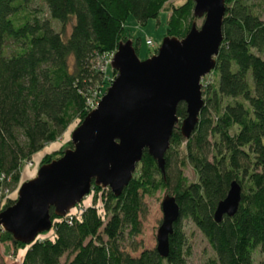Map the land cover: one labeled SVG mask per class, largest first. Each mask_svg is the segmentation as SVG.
<instances>
[{"label":"trees","instance_id":"trees-1","mask_svg":"<svg viewBox=\"0 0 264 264\" xmlns=\"http://www.w3.org/2000/svg\"><path fill=\"white\" fill-rule=\"evenodd\" d=\"M26 1L30 0H0L3 194L10 184L20 182L21 167L34 153L57 140L74 119L79 124L99 101L108 85L101 87L106 76L97 61L120 41L133 39L125 26L128 15L144 24L165 8L169 11L165 35L178 38L197 20L194 0L178 4L172 0H42L49 18L35 15L20 21L13 15ZM225 4L223 40L208 73L215 77L203 84L204 105L188 137L179 128L186 105L177 104L179 122L169 138L164 173L143 149L119 195L92 183L95 192L103 190L99 208L80 201L82 210L75 205L76 211L71 207L59 216L51 207L52 226L30 243L13 240L0 226V242L11 241L14 253L24 250L20 264H187L183 218L200 229L213 248L215 254L206 264H255V251L264 252V18L246 0H225ZM71 18L74 23L66 35L63 28ZM52 20L61 22L62 28L56 30ZM10 39L17 47L7 54L4 45ZM133 43L138 52V41ZM71 146L68 141L53 154L43 155L40 164ZM186 164L195 171V180L183 172ZM233 180L241 187L240 203L232 216L224 214L217 221L214 210ZM157 189L168 190L180 205L168 237L169 251L163 257L154 247H145L133 254L138 248L133 238L142 230L143 194L152 195ZM14 200L7 198L0 210ZM127 242L132 243L130 251ZM259 264H264V258Z\"/></svg>","mask_w":264,"mask_h":264},{"label":"water","instance_id":"water-1","mask_svg":"<svg viewBox=\"0 0 264 264\" xmlns=\"http://www.w3.org/2000/svg\"><path fill=\"white\" fill-rule=\"evenodd\" d=\"M194 20L183 37L164 35L156 51L140 58L130 38L120 41L110 60L115 77L99 101L77 124L71 147L43 162L32 179L23 181L15 202L0 210V226L13 240L30 243L52 226L50 211L64 216L91 190L92 183L119 195L133 176L143 149L164 173V155L173 127L179 122L177 104L186 105L179 122L183 137L195 129L203 107L201 79L214 68L223 40L225 0H194ZM220 199L214 217L232 216L241 198L233 180ZM162 220L156 233L161 256L169 251V234L180 213L173 194L161 202Z\"/></svg>","mask_w":264,"mask_h":264},{"label":"rangeland","instance_id":"rangeland-1","mask_svg":"<svg viewBox=\"0 0 264 264\" xmlns=\"http://www.w3.org/2000/svg\"><path fill=\"white\" fill-rule=\"evenodd\" d=\"M184 0H172L174 4L181 3ZM247 3L251 4L252 9L255 12H258L264 18V0H246ZM166 6V5H165ZM169 11L165 8H162L156 18L150 17L147 19L146 23L141 24L133 15H128L126 17L125 26L126 29L132 34L131 40L138 41V55L140 58H146L147 55L154 53V49L158 47L161 39L166 33V26L168 20ZM39 16L40 18H49L50 14L47 11V7L45 2L42 0H30L24 2L18 10L15 12L13 16H15L20 21L24 20L25 17L29 16L30 19ZM203 20V17H197L196 24L199 26ZM73 18L69 20V22L64 26L63 30L66 35L69 34V31L72 27ZM54 27L56 30L62 28V23L52 20ZM150 39L153 42V45H149L146 43V40ZM5 51L7 54L15 51L17 47L13 41L6 40L5 42ZM111 58L108 54L103 55L101 59L99 58L97 61V65L101 68L103 72H105L106 76V84L104 83L101 87L104 89L107 85L111 83L109 81L115 74L112 73V67L110 64ZM116 73V72H115ZM215 76L205 74L201 79L203 84H207L209 81L213 80ZM108 82V84H107ZM110 82V83H109ZM107 89V88H106ZM105 89V90H106ZM98 91V89H97ZM100 92V91H99ZM98 92V93H99ZM105 92V91H104ZM94 95V94H93ZM78 124L77 119H74L73 122L63 131V134L57 138V140L52 141L41 151L36 152L32 155L30 160H27L22 165V170L20 174V182L18 184H10L8 186V190L6 193H0V208L6 203L7 198L16 199L18 188L23 181L32 179L31 177L35 176L39 166L41 165V160L43 155L49 153L53 154V152L62 148L64 143L68 141L71 142V134L73 128ZM183 172L187 175L189 180L196 179V173L193 171L190 164H186ZM103 190H99L95 192L93 188L85 195L82 199V205L88 206V204H94L98 208L101 205V201L103 200ZM169 192L164 189H157L152 195L143 194V202L145 206V211L140 215L141 218V232L134 236L133 240L137 242L138 248L136 251H132V253H139L140 250L147 248H155L157 239L156 233L158 230V226L162 220V206L161 202L165 197V193ZM170 193V192H169ZM81 205V206H82ZM71 210L76 211L73 207ZM182 227H184L186 245L189 249V254L186 256L187 264H206L208 258L214 256V250L210 247L207 238L203 235V233L198 229L189 219H182ZM48 235L51 234V230L47 232ZM126 248L131 250L130 247L132 243L127 242ZM255 257V264H259L260 260L264 258V252L257 249L253 255ZM65 257H62L61 261L64 260ZM0 264H19V256L18 253L13 252V245H11V241H1L0 242Z\"/></svg>","mask_w":264,"mask_h":264},{"label":"built area","instance_id":"built-area-1","mask_svg":"<svg viewBox=\"0 0 264 264\" xmlns=\"http://www.w3.org/2000/svg\"><path fill=\"white\" fill-rule=\"evenodd\" d=\"M146 43L147 44H149V45H153V42L150 40V39H147L146 40ZM106 54H108L109 55V57L110 58H112L113 57V55H114V51L113 52H108V53H106ZM97 104V102L95 103V105ZM95 105H93V107H95ZM0 193H1V191H0ZM82 207L83 206H76V208H77V210L79 211L80 209L82 210ZM74 214H77V213H74Z\"/></svg>","mask_w":264,"mask_h":264},{"label":"crops","instance_id":"crops-1","mask_svg":"<svg viewBox=\"0 0 264 264\" xmlns=\"http://www.w3.org/2000/svg\"><path fill=\"white\" fill-rule=\"evenodd\" d=\"M23 252H24V250H22V249H19V251H17L18 256H19V264H20V262H21L22 253H23Z\"/></svg>","mask_w":264,"mask_h":264}]
</instances>
